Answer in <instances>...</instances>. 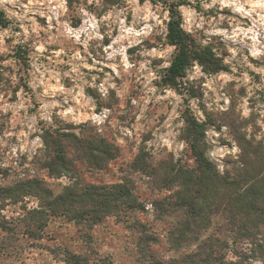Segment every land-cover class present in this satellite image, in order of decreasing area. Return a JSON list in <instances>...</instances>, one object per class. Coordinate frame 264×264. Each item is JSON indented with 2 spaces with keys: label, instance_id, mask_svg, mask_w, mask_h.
Wrapping results in <instances>:
<instances>
[{
  "label": "rangeland",
  "instance_id": "rangeland-1",
  "mask_svg": "<svg viewBox=\"0 0 264 264\" xmlns=\"http://www.w3.org/2000/svg\"><path fill=\"white\" fill-rule=\"evenodd\" d=\"M160 1L0 0L10 22L0 26V188L37 178L58 194L69 184L129 180L143 208L92 227L50 217L38 230L24 225L37 198L2 200L0 264H68V255L80 264H172L178 254L167 233L180 218L156 219L151 205L172 192L131 169L136 155L151 169L193 168L184 141L192 117L208 123L207 155L220 172L240 154L233 130L264 145V0H167L182 3V28L219 67L190 63L176 86L163 80L174 47ZM47 128L103 137L117 157L95 169L68 150V174L50 176ZM135 224L156 240L144 256Z\"/></svg>",
  "mask_w": 264,
  "mask_h": 264
},
{
  "label": "trees",
  "instance_id": "trees-1",
  "mask_svg": "<svg viewBox=\"0 0 264 264\" xmlns=\"http://www.w3.org/2000/svg\"><path fill=\"white\" fill-rule=\"evenodd\" d=\"M168 12L166 41L174 47L173 59L165 70L163 80L176 86L184 77V70L193 62L219 70L214 55L197 45L182 28L179 7L182 3L161 0ZM10 22L0 10V26ZM208 123L196 118L186 119L184 141L188 145L194 167L161 163L151 169L139 152L131 169L152 178L159 189L171 191L169 196L152 202L154 216L180 218L167 233V242L178 254L172 264H264V145L246 139L235 129V143L240 149L236 159L225 161L219 171L207 155L205 135ZM45 161L43 168L50 176L62 177L73 163L70 152L81 155V160L95 169L117 157V149L98 135L76 134L61 129L47 128L41 135ZM80 159H74L77 161ZM39 200V209L29 213L24 224L27 229H41L48 218L61 217L75 225L95 226L107 217H127L143 210L129 180L109 186L69 184L54 194L37 178L22 180L10 187L0 188V202L17 203L21 197ZM137 235L140 255L149 252L156 242L142 224L131 226ZM68 264H80L76 255H68Z\"/></svg>",
  "mask_w": 264,
  "mask_h": 264
}]
</instances>
